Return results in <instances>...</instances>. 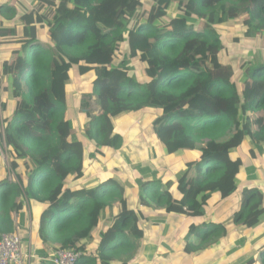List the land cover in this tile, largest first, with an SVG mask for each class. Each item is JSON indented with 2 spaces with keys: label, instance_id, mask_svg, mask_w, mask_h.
Here are the masks:
<instances>
[{
  "label": "trees",
  "instance_id": "1",
  "mask_svg": "<svg viewBox=\"0 0 264 264\" xmlns=\"http://www.w3.org/2000/svg\"><path fill=\"white\" fill-rule=\"evenodd\" d=\"M163 1L178 2L180 14L156 18ZM0 16L11 23L0 21V40L11 49L0 58V242L21 232L25 210L36 202L47 208L37 236L40 256L30 264H53L44 252L51 244L77 248L76 264L136 261L144 218L127 209L125 188L111 174L90 188L75 181L87 168V150L91 162L105 149L128 146L125 134H111L108 119L136 111L154 118L137 128L167 155L199 154L175 184L136 165L142 205L203 218V204L214 195L225 200L239 190L247 197L233 223L260 224V190L238 186L244 162L233 151L250 140L264 153V60L250 68L224 64L221 54L230 25L244 28L250 50L264 45V0H0ZM75 67L87 78L83 88L93 85V94L82 96L88 149L66 119ZM93 96L98 116L87 101ZM227 234L218 221L191 224L185 253L213 249ZM248 245L238 240L216 259H234ZM245 264H264V240Z\"/></svg>",
  "mask_w": 264,
  "mask_h": 264
},
{
  "label": "crops",
  "instance_id": "2",
  "mask_svg": "<svg viewBox=\"0 0 264 264\" xmlns=\"http://www.w3.org/2000/svg\"><path fill=\"white\" fill-rule=\"evenodd\" d=\"M75 68L73 71L72 81L67 83L68 89L71 85L73 86L71 88L72 92H69L66 100V119L73 122L72 118L70 117V113L74 112L76 114L80 112V115L76 118V123L78 124L74 122L73 124L75 128H77L78 130L80 129L78 133L80 134L83 143H85V127L88 124L89 120L86 121V116L84 115L85 109L82 110V96L85 93H87L88 95L93 94V85H88L87 87L83 88L82 85L85 84L84 82L87 78H82L80 74L77 73L78 70L76 72ZM88 78L91 79L92 77L89 76ZM92 98L94 100L87 101L90 104V108L94 112V115H99L100 107L95 102V96H93ZM92 102L94 105H96L95 108L92 107ZM143 115L146 114L141 113V116ZM127 116L128 115L122 117L121 119H112L116 123L115 129H119L120 124L124 122ZM131 117L132 116H130V118ZM132 119L134 118L132 117ZM140 119L137 120L138 125H142V122H146L147 120L146 118H144L140 123L138 122ZM153 120L154 118H151V120L145 124V127H149ZM127 125L131 126L132 124H126L124 128H121L122 131L116 130L117 132L115 133H121L123 135L125 134V137L127 136L128 132L130 133L129 135L131 136L127 138V149L129 148L130 143L135 144V140L138 143H143L136 146L137 151L134 153L135 162L132 161L131 166L125 164L126 160L121 152H126L125 148L118 153L111 152L112 159L115 162L105 159L104 163L108 168H104L101 167V164H98L95 161H93L92 163L89 161L90 156H87V153L89 155V152L87 150L85 152V160L88 161L86 171L89 168L91 173L87 175L85 172L82 176L77 177L75 181L83 187L90 188L96 186L106 174H111L113 175V177L117 176L118 179L116 180H118L120 184L125 188L127 209L133 210L135 212H141V214H143V239L141 243L140 256L136 261L130 264H221L225 261H227L226 264H228L229 261L240 259L248 254H250L249 258L254 256L256 254V245L263 242L264 234L263 237H260L259 239L253 238L251 241L254 242V245H248L244 249L246 251L238 257L234 259H230V257H225V259L224 257L218 260L216 259L224 253V249L226 246L233 245L238 241L237 237H243L236 234L238 232V227L241 226L235 225L233 223V217L236 212L227 211L223 213L219 211V207L223 206L225 200L227 199L222 200L218 195H214L213 200L215 199V203L214 205L212 204L211 208L209 209L210 213L207 215L206 219L205 216H203V218H200V220L205 219L204 221H218L220 223H224L228 228V234L225 241H223L221 245L213 249H208L198 255L194 254L192 256H188L185 253V235L190 225H199L204 221H195L196 218H191L185 215L181 216L175 213H168L164 209H153L142 205L139 197L141 188L139 190L137 189L138 184L141 186L139 182V179H141V175L139 174L137 169H135V166L142 164L143 167H146V164H148L147 162L151 161L164 169V183L172 181L175 184L186 171V164L188 162L197 161L199 154L197 152L184 151V153L180 154L176 159L172 158L165 153V151L160 147L157 141H152L153 139L146 138L147 135L144 134L146 132L144 128L139 127L134 131H129V127ZM125 128H127L128 130H125ZM143 134L145 138L142 137ZM249 142L251 141L247 140V143ZM86 148L88 149L89 147ZM137 155H139V157H137ZM127 157H129V155H127ZM129 158V160H132L131 157ZM162 158L165 161L164 165H160V163L156 161L157 159ZM175 173L177 174V177L174 179ZM90 182L96 183L92 185ZM134 185L136 186L135 191L128 190L135 187ZM164 188L166 189V186ZM213 200L211 199V201ZM46 208L47 206L44 204L31 202L29 208L25 210V223L20 228L21 232H19L24 241L25 247L28 248V251H33V253L35 254V258H38L40 256L37 249V236L40 221ZM15 221L17 222V224L19 223L18 216H15ZM261 221V223L257 227H262V231L264 233V217L261 219ZM229 235H231V240H228ZM216 249L217 252H214ZM44 252L45 254H48V247L44 248Z\"/></svg>",
  "mask_w": 264,
  "mask_h": 264
},
{
  "label": "rangeland",
  "instance_id": "3",
  "mask_svg": "<svg viewBox=\"0 0 264 264\" xmlns=\"http://www.w3.org/2000/svg\"><path fill=\"white\" fill-rule=\"evenodd\" d=\"M8 1H11V0H8ZM158 8L159 9H158V12L156 14V18L161 19V20H167L168 18H173V17H176L177 15L180 14V5L178 2H172L171 3L168 1H163L159 4ZM0 21H3L7 24H11L10 21H6L1 16H0ZM223 41L226 45V48L223 51V53L221 54V62L224 64L242 61L241 63L246 62V64L248 63L250 68H253L254 64L256 62H262L264 60V45L261 44V46H258L256 48L250 50V46H249L250 43L244 37V28L241 25H239V26L238 25H230L229 28L226 29V31H225V36L223 38ZM8 46H9V43L5 42V40H3V41L0 40V54H1L0 58L2 57L3 59H7L10 57L11 49L8 48ZM125 54H126V52H125L124 47H120L118 50V53H117V59L119 61H121L123 58H126ZM75 70L77 72V68H75ZM242 76H243L242 80H245L247 78L246 74H242ZM241 85H242V82H239V80H237V86H238L239 90H241ZM72 86L70 88H72ZM70 88L68 89V92L71 91ZM88 100H94V99L91 98ZM95 106L96 105H94L92 102V107L95 108ZM82 110H84V109H82ZM141 113L142 112H140V111H136L134 113L129 114L125 119L126 121L124 120V122L120 124L119 129H115L116 123L112 119L109 118L108 120H109V124H110L109 128L111 129V134H116L115 132H117L118 130L122 131L121 128H124V126L126 124H132L131 126H129V125H127V126L129 127L128 128L129 130L134 131L138 127L137 126L138 125L137 120L140 119L141 117L142 118L138 121L140 123L143 121L144 118L147 119L146 123L151 120V119L149 120L147 113H145L146 115H143V116H141ZM70 115H71L70 117L72 118L73 122L76 123L77 122L76 118L80 115V112L76 113V114L74 112H71ZM130 116H132L135 120L132 119V117L130 118ZM87 120L88 119L86 118V121ZM76 124H78V123H76ZM86 127H88V125H86ZM86 127H85V129H86ZM128 129L125 128V130H128ZM129 134L130 133L128 132L127 138L131 136ZM142 137L145 138L144 134L142 135ZM84 141H85V143H84L85 147H89L91 145L90 141L88 140V136H86V135L84 136ZM158 143H159L160 147L164 150V147L162 146V144L160 142H158ZM139 144H143V143H138L135 140V144L130 143L129 148L127 149V147H126V152L121 151L125 160H126V163H125L126 165L131 166V162L132 161L135 162L134 153L137 151L136 146H138ZM104 151H105L104 157H101L100 155L97 156V154H96V156L94 157V160H91V163L93 161H95L98 164H101V167L106 168L107 166L104 163L105 159H108L110 161H114L112 159V153H111L112 151L110 149H105ZM233 152L236 156L240 157L244 162V167H243L242 172H241L242 175L238 179V184H239L238 186L240 188L245 187L244 190L252 189L254 187L259 189L261 201L258 202L255 205V207H259V206L264 205V153L260 154L259 151H257V149L253 146V144L251 142L246 143L244 147L237 149V150H234ZM127 155H129V157H131L132 160H129L130 158L127 157ZM179 155H180V153L172 155L171 157L176 159ZM87 156H89L88 153H87ZM3 157H5V159H6V156L3 155ZM137 157H139V155H137ZM156 161L159 162L160 165L165 164V161L163 158L157 159ZM147 163L148 164H146L147 165L146 167H149V169H151L152 171L157 172V176L161 175V176H158V178H161L162 181H164V179H165V174H163L164 169L162 167L158 166L157 164L151 162V161L147 162ZM85 172L87 175L91 173L89 168L87 169V171L85 170ZM176 177H177V174L175 173L174 179ZM114 178L118 179L117 176H114ZM96 182H90V183L92 185H94V183H96ZM140 188H141V186L138 184L137 189L139 190ZM128 190L135 191L136 186L131 188V189H128ZM246 197H247V194L244 191L241 192L238 190V192L232 198L225 200L223 206L219 207V211L223 212V213L227 212V211L228 212L239 211L241 206L243 205V202L246 200ZM214 203H215V199L213 201L210 200V202L203 204V211H204L205 219H206L207 215L210 213L209 209L211 208L212 204L214 205ZM205 219L200 220V218H196L195 221H198V220L204 221ZM236 234H238L239 236H243V237H237V240H245L250 246H253L254 242H252L251 240L253 238L259 239L260 237H263L264 233L262 231V227L256 226V228L249 229L245 225H241L240 227H238V232ZM252 234H253V236H252ZM230 236L231 235L228 236V240H231ZM225 239H224V241H225ZM259 244H257L256 246H258ZM214 252H217V249ZM249 256H250V254H248V255L240 258V259H237L234 261H229L228 264H245L246 259H248ZM223 257L225 259V257H228V256L226 255ZM216 264H218V263H216Z\"/></svg>",
  "mask_w": 264,
  "mask_h": 264
},
{
  "label": "built area",
  "instance_id": "4",
  "mask_svg": "<svg viewBox=\"0 0 264 264\" xmlns=\"http://www.w3.org/2000/svg\"><path fill=\"white\" fill-rule=\"evenodd\" d=\"M47 253L53 264H76L81 256V252L77 248L68 250L58 245H50ZM32 259H36L35 254L33 251H28L18 232L2 235L0 264H30Z\"/></svg>",
  "mask_w": 264,
  "mask_h": 264
},
{
  "label": "clouds",
  "instance_id": "5",
  "mask_svg": "<svg viewBox=\"0 0 264 264\" xmlns=\"http://www.w3.org/2000/svg\"><path fill=\"white\" fill-rule=\"evenodd\" d=\"M51 245H56V244H51ZM50 245H48L47 247H49Z\"/></svg>",
  "mask_w": 264,
  "mask_h": 264
}]
</instances>
